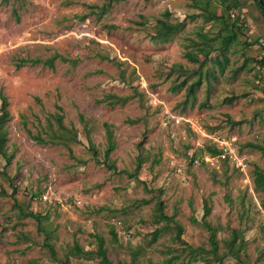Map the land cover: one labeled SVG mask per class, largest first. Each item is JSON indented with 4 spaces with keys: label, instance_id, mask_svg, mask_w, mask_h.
<instances>
[{
    "label": "rangeland",
    "instance_id": "obj_1",
    "mask_svg": "<svg viewBox=\"0 0 264 264\" xmlns=\"http://www.w3.org/2000/svg\"><path fill=\"white\" fill-rule=\"evenodd\" d=\"M105 1L0 0V91L11 116L0 154V264H101L72 254L75 243L94 251L93 234L114 263L132 264L136 254L137 264H264V186L253 181L255 168L264 174V154L246 145L264 146V91L253 61L264 50L259 0H238L244 21L233 30L222 0H119L97 18L93 6ZM166 10L183 27L155 43ZM230 34L235 41L222 49ZM55 54L68 61L42 62ZM198 70L202 84L188 99ZM110 94L128 99L110 106L103 101ZM57 112L75 139L38 142L33 135L47 139L57 129ZM106 123L113 170L88 149L103 159ZM220 142L244 170L204 151ZM205 201L211 210L203 216ZM160 204L172 220L158 222ZM203 222L215 230V253Z\"/></svg>",
    "mask_w": 264,
    "mask_h": 264
},
{
    "label": "trees",
    "instance_id": "obj_2",
    "mask_svg": "<svg viewBox=\"0 0 264 264\" xmlns=\"http://www.w3.org/2000/svg\"><path fill=\"white\" fill-rule=\"evenodd\" d=\"M119 0H107L105 2H103L101 5H94L93 7L96 10H92V13H94L97 18H101L103 15H105L109 9L112 7V5L117 2ZM227 0H222L225 10H229L228 11V18L232 19V22L229 24L231 30L233 29H237L240 26H242L243 20V15L241 12V9H239V2L238 0H231L229 1V3L226 2ZM258 5L261 8L262 14L264 15V0H259L257 1ZM263 4V5H262ZM233 13V16L231 15ZM170 13L169 10H166L164 12V16L165 18H159L157 19V22L154 26V33L152 34L151 38L155 43H166L169 42L173 36L178 33L182 27L183 24L181 23H172L168 20ZM221 18V20L223 22H225V17L220 15L219 16ZM84 18V17H82ZM240 24V25H238ZM239 26V27H238ZM108 27L111 28H115L114 25H109ZM235 41V35L234 34H230V35H226L222 38L221 41V48L222 49H227L229 47V45ZM258 42V39H257ZM202 53H204V59L203 61L209 60V56H208V51L205 50H200ZM186 57L189 58L190 60H194L192 57V53L187 52ZM60 59L62 61H68V58L64 57V56H60L58 54H55L51 57H48L44 60H42V62L47 65L48 67L52 68L54 66V61L56 59ZM26 60L23 59L21 60V62H25ZM29 61H31L32 63H37L39 61H41L40 59L36 58V59H29ZM256 65H259L260 67L263 68L264 70V56L258 57V58H254L253 60ZM74 64V62H72ZM201 66H199L198 69H200ZM184 70V69H183ZM196 74H198L196 76V78H194L188 85H187V98H192L194 99L195 96V92L198 90V88L201 86L202 84V73L200 72V70H198L196 72ZM261 75V73L259 74V76ZM264 79V77H263ZM187 83V80L183 81L181 84H174V86L172 87L173 91H178L180 89V87L182 85H185ZM261 88L264 91V87L262 85H260ZM128 97L126 96H117L115 94H110V95H106L103 98V101L105 103H107L110 106H114V105H124L127 101ZM227 103H230L232 101V98H225L224 100ZM8 99L7 96L0 91V154L5 155V150H4V146L5 143L7 142V131H6V124L7 122L10 120L11 116L8 110ZM58 110H61L60 107H58ZM53 121L55 122L57 129L54 130L52 132V135L48 136V138H43L41 137L40 134L37 135H33L32 137L34 139H36L38 142L42 143V144H63V145H68V143L71 141H73L75 139V133L72 130V128H68L66 127L63 122H62V118L63 115L60 112H57L55 114L52 115ZM50 121V120H49ZM50 127H52V125L50 124ZM104 128H105V135H106V147L103 153V159L100 160L97 155H98V151L97 149L93 146V144H91L88 149L92 154V157L94 159V161L102 166H105L108 170H113L115 169V165L114 162H112L109 158V155L111 153V151L114 149L115 147V140H114V133L113 130L111 129V126L109 124H104ZM247 146L255 148V149H259L263 154H264V146L259 145V144H254L252 142H248L246 143ZM204 151L209 154L210 156L214 157V156H218L221 153V150L219 147H217L215 144H206L204 146ZM141 159L138 160V163H140ZM138 167V166H137ZM130 177H134L135 174H129ZM253 181H254V185L256 189H261L264 186V174L263 172L259 169V168H255L254 172H253ZM41 193V192H40ZM38 193L37 197L42 198V193L40 194ZM162 206L161 204L158 206L157 211H158V222L159 221H170L172 220L171 217L166 216L163 211H162ZM211 208L210 205L207 204V201L204 202V213L203 216H206L209 214ZM28 216H31L35 219H37V217H39L38 213H33L31 211H29L27 213ZM40 221V220H38ZM205 226H207L210 231H211V235H210V240H211V244H212V251H216L217 249V242L215 240V230L207 223V222H203ZM180 231V228H179ZM161 230L160 228H156L152 234H151V241L154 242L158 239V237L160 236ZM111 234L112 237L116 240V234L113 232V228H111ZM95 242H96V249L93 251H83L77 243H75L72 247V254L73 255H77V256H81V257H97L99 258V261L101 264H122L121 261H117V263L112 262L111 259H109V257L107 256V248L105 247L104 244V239L97 235V234H93ZM50 250H53L52 245L51 244H46ZM229 250H233V248H230ZM194 250L191 249V257H190V261L192 260H196V256ZM220 260V258H218ZM171 260H167L166 262H156L153 264H168L167 262H170ZM189 261V262H190ZM138 260H137V256L136 254H133L132 257V264H137ZM64 264H70L69 259H66L64 261ZM220 264V263H219Z\"/></svg>",
    "mask_w": 264,
    "mask_h": 264
},
{
    "label": "built area",
    "instance_id": "obj_3",
    "mask_svg": "<svg viewBox=\"0 0 264 264\" xmlns=\"http://www.w3.org/2000/svg\"><path fill=\"white\" fill-rule=\"evenodd\" d=\"M233 16V13L231 14ZM258 44L259 46H261L262 48H264V37H260L258 38ZM264 56V50L262 52V54L259 56ZM258 70H260L261 75L259 76V78L256 79V83L257 84H263V80L262 78L264 77V70L260 68V66H257ZM221 146H219L221 153L218 155L219 158H222L224 160L230 161L232 162L238 169L244 170L246 168V163L243 161V159H240L237 157V155L235 154L233 148L225 145L227 143L224 142H220ZM206 159H210L209 157ZM196 161V160H195ZM42 199L45 201H55V202H61V199L57 198V197H51V196H47L46 194H42Z\"/></svg>",
    "mask_w": 264,
    "mask_h": 264
},
{
    "label": "water",
    "instance_id": "obj_4",
    "mask_svg": "<svg viewBox=\"0 0 264 264\" xmlns=\"http://www.w3.org/2000/svg\"><path fill=\"white\" fill-rule=\"evenodd\" d=\"M263 5V4H262Z\"/></svg>",
    "mask_w": 264,
    "mask_h": 264
}]
</instances>
